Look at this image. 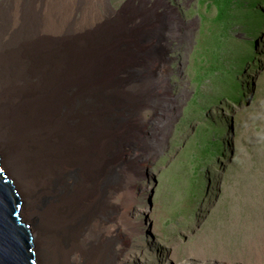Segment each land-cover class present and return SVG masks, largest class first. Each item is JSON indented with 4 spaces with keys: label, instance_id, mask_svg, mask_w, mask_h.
<instances>
[{
    "label": "rangeland",
    "instance_id": "obj_1",
    "mask_svg": "<svg viewBox=\"0 0 264 264\" xmlns=\"http://www.w3.org/2000/svg\"><path fill=\"white\" fill-rule=\"evenodd\" d=\"M236 1L230 12L239 18L219 54L231 68L240 41H254L251 60L234 65L238 102L225 94V78L201 76L215 49L211 0H78L77 22L91 9L98 26L123 20L130 33L118 41L132 53L108 74L127 96L110 116L117 140L134 155L112 198L125 231L114 242L117 264H264V27L250 35ZM69 2L59 20L72 24ZM135 131L146 135L132 149L125 142Z\"/></svg>",
    "mask_w": 264,
    "mask_h": 264
},
{
    "label": "bare ground",
    "instance_id": "obj_2",
    "mask_svg": "<svg viewBox=\"0 0 264 264\" xmlns=\"http://www.w3.org/2000/svg\"><path fill=\"white\" fill-rule=\"evenodd\" d=\"M77 3L72 24L81 26L72 30L59 20L69 0H0V160L23 201L38 264H117L114 242L125 231L112 198L134 155L117 140L110 116L127 96L108 74L132 53L118 41L130 33L123 20L98 26L91 9L77 22ZM74 39L82 41L76 50ZM145 132L125 143L133 149Z\"/></svg>",
    "mask_w": 264,
    "mask_h": 264
},
{
    "label": "trees",
    "instance_id": "obj_3",
    "mask_svg": "<svg viewBox=\"0 0 264 264\" xmlns=\"http://www.w3.org/2000/svg\"><path fill=\"white\" fill-rule=\"evenodd\" d=\"M235 0H211L209 6H214L216 13L212 17L213 21V28L215 32H212V36L214 41L210 42L209 49L214 45L215 49L212 51L213 59L210 61V67L204 68L201 72V76L205 78H220L227 81L229 84V88L225 90V94L227 93L228 97L233 99L234 102L239 101V93H240V86H239V70L235 68V64L237 66H242L246 63L247 60H251L250 57V50L251 45L254 41H250L248 39L240 41L239 45L236 46V49L233 51V56L230 54L228 57L230 58V65L231 68H228L227 63H225L224 58H221L220 47H222L223 39L222 37L227 36L228 25L232 22H235L239 18V14L231 13L232 4ZM238 7L242 11V17H245V23H248L249 29L251 30L250 35L254 34L257 36L259 34L258 27H264V0H237L236 1ZM263 3V4H262ZM243 5H245L243 7ZM247 7V9H245ZM263 7V8H262ZM255 26V27H254ZM254 30V31H252ZM209 55V54H208ZM227 57V58H228ZM235 61H231V60ZM226 60V59H225ZM216 71L218 73H216ZM204 73V74H203ZM217 74V75H216ZM211 127L213 125L210 124ZM201 128V127H200ZM204 128H202L203 130ZM209 149V148H208ZM205 153V152H204ZM204 155V154H203ZM211 156V155H210ZM203 159V158H202ZM199 170V162L194 170V173L198 176ZM194 174H191L193 178ZM197 179V178H196Z\"/></svg>",
    "mask_w": 264,
    "mask_h": 264
},
{
    "label": "water",
    "instance_id": "obj_4",
    "mask_svg": "<svg viewBox=\"0 0 264 264\" xmlns=\"http://www.w3.org/2000/svg\"><path fill=\"white\" fill-rule=\"evenodd\" d=\"M0 264H38L31 224L23 201L0 160Z\"/></svg>",
    "mask_w": 264,
    "mask_h": 264
}]
</instances>
